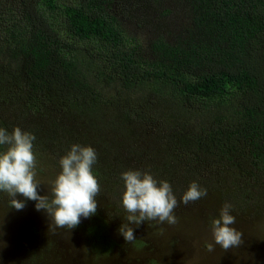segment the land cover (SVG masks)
I'll list each match as a JSON object with an SVG mask.
<instances>
[{
    "label": "rangeland",
    "instance_id": "374dc122",
    "mask_svg": "<svg viewBox=\"0 0 264 264\" xmlns=\"http://www.w3.org/2000/svg\"><path fill=\"white\" fill-rule=\"evenodd\" d=\"M111 11L129 36L145 44L161 34L174 42L193 19L189 0H112ZM75 55L78 67L85 70L87 53L78 49ZM94 85L105 101L85 107L36 108L22 94L0 100V127L11 133L18 126L35 136L41 195L52 198L51 182L61 171L60 158L73 144L94 148L97 161L92 169L100 184L96 213L81 217L71 233L49 228L46 212L36 210L35 201L25 200V207L17 210L0 191V264H264V180L247 178L229 162L200 164L181 154L174 143L175 135L200 132L218 114L235 122L238 101L192 107L182 104L174 89L162 82L128 88L116 81ZM5 148L0 146V151ZM128 169L168 181L178 201L176 224L150 220L130 225L136 237L131 242L118 232L127 223L121 173ZM193 181L207 195L185 205L181 197ZM225 204L231 206L233 226L243 239L240 247L227 251L214 244L211 228ZM91 223L113 239L110 250L102 251L100 245L96 249L93 234L87 232ZM208 243L214 244L213 251H208Z\"/></svg>",
    "mask_w": 264,
    "mask_h": 264
},
{
    "label": "trees",
    "instance_id": "16d2710c",
    "mask_svg": "<svg viewBox=\"0 0 264 264\" xmlns=\"http://www.w3.org/2000/svg\"><path fill=\"white\" fill-rule=\"evenodd\" d=\"M111 2L0 0V100L22 94L36 108L85 107L105 101L97 81L162 82L192 107L237 100L235 122L218 114L200 132L175 135V147L264 180V0H189L185 32L147 44L128 35ZM78 49L90 58L85 70ZM100 228L91 223L88 235L96 249L102 236L98 247L108 251L113 239Z\"/></svg>",
    "mask_w": 264,
    "mask_h": 264
},
{
    "label": "clouds",
    "instance_id": "9594fccd",
    "mask_svg": "<svg viewBox=\"0 0 264 264\" xmlns=\"http://www.w3.org/2000/svg\"><path fill=\"white\" fill-rule=\"evenodd\" d=\"M35 136L20 127H14L9 133L0 127V191L10 197V207L22 210L25 200L35 201L36 210L46 212L49 228L71 229L77 227L81 217L89 218L97 211V197L100 184L93 173L92 166L97 154L91 146L73 144L70 150L60 158L61 171L51 182V199L48 194L38 191L40 182L36 180V157L33 152ZM125 190L121 194V203L128 213L127 223L118 229L126 242L136 239L133 227L142 222L156 220L159 223L174 225L177 218L174 210L178 201L166 180H157L150 172L128 169L121 173ZM24 197L23 200L17 196ZM207 195L198 182L193 181L181 197L183 204L194 202ZM231 206L225 204L219 218L211 221L214 244L224 251L240 247L242 233L235 228V217L230 214ZM214 244L206 245L208 251L214 250Z\"/></svg>",
    "mask_w": 264,
    "mask_h": 264
}]
</instances>
